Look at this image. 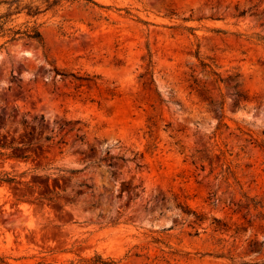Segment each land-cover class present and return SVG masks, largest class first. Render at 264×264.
<instances>
[{
	"label": "rangeland",
	"instance_id": "rangeland-1",
	"mask_svg": "<svg viewBox=\"0 0 264 264\" xmlns=\"http://www.w3.org/2000/svg\"><path fill=\"white\" fill-rule=\"evenodd\" d=\"M35 22L44 45L0 32V256L264 264V0H79L7 27Z\"/></svg>",
	"mask_w": 264,
	"mask_h": 264
},
{
	"label": "trees",
	"instance_id": "trees-1",
	"mask_svg": "<svg viewBox=\"0 0 264 264\" xmlns=\"http://www.w3.org/2000/svg\"><path fill=\"white\" fill-rule=\"evenodd\" d=\"M79 0H0V8L5 10L0 13V32H3L10 37V42H18L28 39L35 40L39 44L44 45V35L36 22L32 25L27 23L24 27L14 28L7 27L14 15L25 14L30 18H38L40 15L50 10H56L63 6L64 3H74ZM94 2V0H85ZM5 182H15V178H3ZM264 219V215L262 216ZM98 262H103L101 257H98ZM0 264H10L2 256H0ZM244 264H259V263H244Z\"/></svg>",
	"mask_w": 264,
	"mask_h": 264
}]
</instances>
